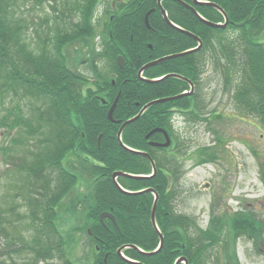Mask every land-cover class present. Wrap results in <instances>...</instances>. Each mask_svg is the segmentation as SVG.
I'll return each instance as SVG.
<instances>
[{
  "label": "trees",
  "instance_id": "16d2710c",
  "mask_svg": "<svg viewBox=\"0 0 264 264\" xmlns=\"http://www.w3.org/2000/svg\"><path fill=\"white\" fill-rule=\"evenodd\" d=\"M158 1H108V20L102 34L107 41L104 49L106 57L103 54H88L93 76L86 77L68 63L65 47L68 40L89 35L88 41L91 42L96 30L91 21L85 19L81 22L79 19L72 35L69 32V36L57 34L52 50L47 41L39 42L43 47L35 50L29 47L25 31L19 25L24 19L20 15L18 0H0V108L3 110L7 100L11 103V107L0 115V128H18L26 137L47 138L43 154L35 155L40 157L42 164L58 154V171H61L56 187L58 192L55 189L39 206L43 213L42 223L50 231L55 230L56 203L60 205L70 186L82 174L88 177L84 185L88 193L82 205L90 210V219L96 221L91 225L92 234L89 236L95 244L94 264H174L179 257L187 258L188 264H207L212 245L219 236L210 228L199 229L195 219L177 209L179 193L172 180L174 174L178 176L180 171L177 164L172 165L173 161H169L171 149L150 144V141L164 142L162 132L154 133L149 139L146 136L156 128L170 134V121L175 108L186 110L193 116L192 120L200 118L201 110L195 112L192 109L205 106L200 95L201 75L205 73L208 61L217 54L226 60L231 59L234 64L243 60L244 73L234 74L239 75L240 82L237 88L234 87L237 103L245 105L249 101L255 105L257 112L264 108V0H200L206 2L204 4L194 0H163L162 6L168 18L180 29L165 21ZM212 4L226 13L229 19L226 28L210 24L224 21L223 12ZM85 12L86 15L91 14L87 10ZM148 12L150 27L145 23ZM198 38L203 43L201 50L166 59L139 76V71L146 64L197 47ZM82 42L88 43L83 39ZM119 56L125 60L124 67L117 64ZM99 57H104L102 64L97 62ZM166 75L172 77L152 81ZM183 78L197 87L193 96L152 105L124 128L121 135L123 144L132 150L148 152L157 172L151 178L119 176V184L132 193L122 191L113 181L115 172L150 175L153 169L148 157L120 144L117 135L122 123L135 117L149 102L178 96L188 90L189 82ZM119 92L113 117L121 123H114L108 118V110ZM16 98L18 102H14ZM24 102L35 113L38 112L35 117L25 115L21 109ZM21 140L26 138L19 137L15 141ZM67 152L77 158L78 171L73 163H70L73 168L70 172L66 168L62 170V158ZM160 154L164 161H168L166 169L157 166ZM72 171H77L78 175ZM81 183L84 182L78 181V185ZM148 188L159 195L155 220L164 237L163 248L153 255L145 253L153 252L160 244V234L151 218L155 195L152 192L138 193ZM35 206L32 203V208ZM103 212H110L116 217L119 229L111 219L106 218L103 223L100 221ZM239 216L230 218L231 223L226 226V234L221 238L232 233L234 237L238 233L249 236L253 230L258 235L260 224L250 221L249 215ZM217 233L220 232L217 230ZM224 238L223 241L226 240ZM65 241L58 230V255L63 264H73L63 248ZM226 241V254L235 257V248H228V238ZM123 246L126 247L123 249L124 256L135 260V263L118 254Z\"/></svg>",
  "mask_w": 264,
  "mask_h": 264
},
{
  "label": "rangeland",
  "instance_id": "374dc122",
  "mask_svg": "<svg viewBox=\"0 0 264 264\" xmlns=\"http://www.w3.org/2000/svg\"><path fill=\"white\" fill-rule=\"evenodd\" d=\"M108 1L18 0L20 15L24 19L19 25L25 31L31 49H42L43 44L39 42L47 41L52 50L58 32L64 31L67 36V32L73 34L80 19L78 7L88 6L96 26L91 42L88 41L90 35L79 40H68L65 53L68 63L76 71L86 77L93 76L88 54L105 56L100 52L101 46L106 45L107 41L100 33L108 20ZM82 39L88 43L82 42ZM103 59L99 57L97 62L102 64ZM225 60L221 54H217L206 66L200 88L201 98L208 106L201 121L191 123L189 117L177 114L170 128L174 147L169 151V161H173L172 165L177 164L180 171L178 176L174 174L172 180L179 193L176 205L179 211L195 219L199 229L210 228L219 236L212 245L207 264H264V108L257 112L255 105L246 101L238 111L234 87L237 88L240 82L239 75L234 74L244 73L243 60L235 64L231 59ZM9 101H6L3 110L0 108V115L11 107ZM14 102H18V98ZM256 103L259 105V100ZM21 109L28 117H35L38 113L26 106V102ZM192 110L197 112L198 108ZM17 129L0 128V149L3 150H0V264H63L56 253L49 251L50 242H56L55 238L47 233L41 235L36 232V228H45L49 232L48 227L41 219L37 221L32 217V213L42 214L40 204L58 187V175L61 172L58 171V154L53 160L46 159L43 164L38 158L34 162L31 153H35L38 147L42 150L47 139L30 135L26 137ZM19 137H26L27 147L26 143L20 144L22 140L15 141ZM62 162V170L66 168L70 172L73 169L70 163L79 170L78 160L70 152L64 155ZM157 162L161 168L169 167L161 154ZM77 171L72 172L78 175ZM87 178L82 174L76 179L60 205L57 202L54 206V211H59L54 221L67 240L63 248L73 264H94L95 249L86 232H91V225L96 221L90 219V210L82 205L88 193L85 187ZM54 180L57 183L54 184ZM80 180L84 183L78 185ZM55 191L58 192L57 189ZM32 203L36 205L33 208ZM217 215L224 216L217 218ZM239 215H249V220L256 221L260 227H257V236L253 230L249 236L238 233L234 237L232 233L225 237L229 240L228 248L236 250L234 257L226 254L227 241H223L224 237L220 236L226 234L231 216L238 218ZM218 224L219 227H215ZM37 239L45 241L42 243L44 247Z\"/></svg>",
  "mask_w": 264,
  "mask_h": 264
},
{
  "label": "water",
  "instance_id": "95a60500",
  "mask_svg": "<svg viewBox=\"0 0 264 264\" xmlns=\"http://www.w3.org/2000/svg\"><path fill=\"white\" fill-rule=\"evenodd\" d=\"M158 5L160 6V8H161V10H162V13H163V15H164V17H165V20H166L168 23H171V22L168 20V17H167L166 11H165V10L162 8V6H161V0L158 2ZM148 15H149V14H148ZM148 15L146 16V24L149 26ZM171 24H172V23H171ZM174 56H177V55H174ZM174 56H171V57H174ZM171 57H168V58H171ZM168 58H162V59L156 60V61H154V62H151V63L145 65V66L140 70V73L143 72L144 70H146L148 67H151V66H154V65H156V64H159L160 62H162V61H164V60H166V59H168ZM119 62H120V65H121V66L124 65V62H123L122 58L119 59ZM176 98H177V97H176ZM172 99H175V98H164V99H160V100H158V101L150 102L149 104H147L146 106H144V107L142 108L141 112H140L136 117H134V118H132V119L126 121L124 124H122V126H121V128H120V130H119V132H118V139L120 140V144H121L122 146H124V144H123L122 141H121V134H122L123 129H124L128 124H130V123L136 121V120L142 115V113H143V112H144L149 106H151V105H153V104H156V103L165 102V101H167V100H172ZM117 101H118V98L116 99V101H115V103L113 104V106L110 108L109 113H108V116H109V119H110V120L119 123V121H115V120L113 119V112H114V109H115V107H116ZM157 131H162V132H164V134H165V136H166V142H165V143H152V145L157 146V147H168V146L170 145L171 141H170V138L168 137L167 133H166L165 131H163L162 129H155V130H153L152 132H150V133L147 135V138H149L150 135H152L153 133H155V132H157ZM124 147H125V146H124ZM125 148H127V147H125ZM127 149L130 150V151H133V152H135V153L143 154L144 156L150 158L148 153L139 152V151H134V150L129 149V148H127ZM150 160H151V159H150ZM151 163H152V165H153V167H154V173H155V172H156V169H155L154 163H153L152 161H151ZM119 175H122V176H128V177H132V178H149V177H151V176H148V177H143V176H133V175L125 174V173H122V172H116V173L113 174V180H114V182H115L117 185H118V183L116 182V178H117ZM263 176H264V174H263ZM118 187L121 188L119 185H118ZM121 190H122V188H121ZM144 192H153V189H147V190H145ZM157 199H158V196L156 195V200H155V202H154L153 210H152V222H153V224H154L155 227H156V223H155V213H156V208H157ZM105 217H108V218L112 219V221L114 222V224L117 225V223H116V219H115V217H114L112 214L107 213V212L103 213V214L101 215V221H102ZM157 229H158V228H157ZM162 246H163V236L161 235V243H160V248H159L158 250H160V249L162 248ZM122 249H123V248H121V249L118 250V253H119V254H121ZM155 253H156V252H155ZM152 254H154V253H152ZM181 261H183V259L178 260L176 264L181 263Z\"/></svg>",
  "mask_w": 264,
  "mask_h": 264
}]
</instances>
